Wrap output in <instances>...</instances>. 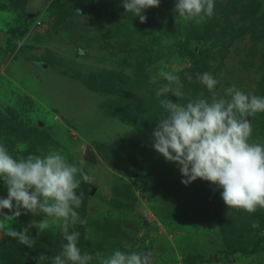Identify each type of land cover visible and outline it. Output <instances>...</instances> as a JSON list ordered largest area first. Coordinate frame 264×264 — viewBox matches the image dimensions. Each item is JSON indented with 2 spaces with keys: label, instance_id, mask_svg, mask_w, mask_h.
<instances>
[{
  "label": "rangeland",
  "instance_id": "1",
  "mask_svg": "<svg viewBox=\"0 0 264 264\" xmlns=\"http://www.w3.org/2000/svg\"><path fill=\"white\" fill-rule=\"evenodd\" d=\"M175 3L161 0L141 22L122 0H0V144L14 157L59 150L83 163L93 183H81L77 211L87 223L70 231L80 233L89 264L115 249L149 251L152 264H264V209L229 208L208 181L186 186L151 147L166 115L156 95L167 83L162 70L183 85L179 101L168 94L173 102L224 96L232 85L264 96V0H215L214 15L199 24ZM204 72L218 81L213 91L198 79ZM247 118L250 142L264 144V113ZM43 218L0 223L19 231ZM64 243L55 226L32 248L0 231V264H52Z\"/></svg>",
  "mask_w": 264,
  "mask_h": 264
},
{
  "label": "clouds",
  "instance_id": "2",
  "mask_svg": "<svg viewBox=\"0 0 264 264\" xmlns=\"http://www.w3.org/2000/svg\"><path fill=\"white\" fill-rule=\"evenodd\" d=\"M160 2L122 0V6L146 22L142 13ZM214 9L215 0H176L174 11L184 20L199 24L211 18ZM161 76L167 83L158 87L156 95L164 97L161 104L166 115H161L151 133V147L166 162L176 165L186 186L197 179L208 181L222 189L220 195L229 208L248 213L264 209V144L250 142L253 126L247 118L264 113V96L232 85L224 96L213 94L210 100L201 97L181 104L168 97L171 93L179 101L184 96L179 76L163 70ZM198 79L209 91L218 84L209 72L198 74ZM0 180L7 187V196L0 197V216L15 219L31 213L48 218L32 221L19 231L0 223V231L32 248L44 230L59 227L66 243L52 264H89L93 257L78 246L80 233L70 231L77 223H87L77 211L83 200V192L77 190L82 182L93 183V177L82 162H70L59 150L14 157L0 144ZM4 209L12 214L3 213ZM32 227L37 229L35 236L30 234ZM151 257L149 251L115 249L100 264H152ZM45 259L43 254L38 257Z\"/></svg>",
  "mask_w": 264,
  "mask_h": 264
},
{
  "label": "water",
  "instance_id": "3",
  "mask_svg": "<svg viewBox=\"0 0 264 264\" xmlns=\"http://www.w3.org/2000/svg\"><path fill=\"white\" fill-rule=\"evenodd\" d=\"M83 159L86 162H92L93 161V156H92V152L90 150L86 151V154L83 155Z\"/></svg>",
  "mask_w": 264,
  "mask_h": 264
},
{
  "label": "trees",
  "instance_id": "4",
  "mask_svg": "<svg viewBox=\"0 0 264 264\" xmlns=\"http://www.w3.org/2000/svg\"><path fill=\"white\" fill-rule=\"evenodd\" d=\"M45 143H49V142L46 141V142H44V144H45ZM52 145H53V146H56L55 144H52Z\"/></svg>",
  "mask_w": 264,
  "mask_h": 264
},
{
  "label": "crops",
  "instance_id": "5",
  "mask_svg": "<svg viewBox=\"0 0 264 264\" xmlns=\"http://www.w3.org/2000/svg\"><path fill=\"white\" fill-rule=\"evenodd\" d=\"M67 143L69 144V143H71V141H67Z\"/></svg>",
  "mask_w": 264,
  "mask_h": 264
}]
</instances>
